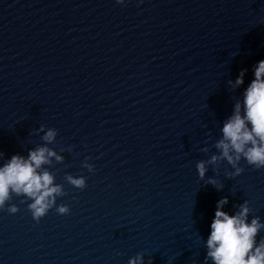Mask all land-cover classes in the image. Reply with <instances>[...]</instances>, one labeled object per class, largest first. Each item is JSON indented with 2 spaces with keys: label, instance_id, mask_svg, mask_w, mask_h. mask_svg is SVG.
<instances>
[{
  "label": "water",
  "instance_id": "1",
  "mask_svg": "<svg viewBox=\"0 0 264 264\" xmlns=\"http://www.w3.org/2000/svg\"><path fill=\"white\" fill-rule=\"evenodd\" d=\"M261 60L264 0H0V166L54 149L63 163L44 167L66 192L56 205L70 208L37 223L13 195L19 211L0 210V264H128L138 253L144 264H213L218 201L230 215L247 201L248 222L264 223V169L242 160L229 178L223 161L200 179L196 168L217 154Z\"/></svg>",
  "mask_w": 264,
  "mask_h": 264
},
{
  "label": "clouds",
  "instance_id": "2",
  "mask_svg": "<svg viewBox=\"0 0 264 264\" xmlns=\"http://www.w3.org/2000/svg\"><path fill=\"white\" fill-rule=\"evenodd\" d=\"M116 2L124 4L125 0ZM245 72L242 70L234 82L229 81L233 88L244 84ZM254 77L244 91L242 103L235 104L233 114L223 124L222 138L213 145L217 154L196 163L200 179H204L209 165H218L223 161L234 169L226 172L229 178L239 176L244 171L240 166L242 160L255 169H264V60L255 66ZM40 130H44L43 125ZM57 135L56 129L49 128L42 139L46 144H52ZM202 151L208 152L209 149L204 148ZM3 155L0 153V157ZM53 158L56 163H63V157L57 151L48 146H40L30 150L27 158L17 154L3 163L0 166V210L6 209L9 214H16L19 211L17 205L7 206L15 195L24 197L21 203L31 201L28 210L37 223L54 207L60 215L69 214L68 205H56L57 198L66 195L63 185L55 183V174L44 167L52 165ZM82 166L89 172L94 171V166L87 163V159ZM64 179L77 189L83 190L87 186L82 176L66 174ZM208 183L223 187L215 179H210ZM227 203V197L217 202L206 242V259L210 258L213 264H264V238L257 242L264 223L260 222L259 217L248 222L252 209L247 201L239 205L234 215L222 210ZM128 264H144V254L138 253L129 259Z\"/></svg>",
  "mask_w": 264,
  "mask_h": 264
}]
</instances>
